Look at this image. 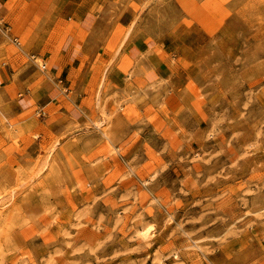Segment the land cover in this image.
Returning a JSON list of instances; mask_svg holds the SVG:
<instances>
[{
  "label": "rangeland",
  "instance_id": "1",
  "mask_svg": "<svg viewBox=\"0 0 264 264\" xmlns=\"http://www.w3.org/2000/svg\"><path fill=\"white\" fill-rule=\"evenodd\" d=\"M29 2L0 0V60L54 87L10 29ZM94 2L98 49L152 31L158 55L107 66L115 80L92 77L81 111L64 96L44 132L43 111L17 112L23 83L0 86V264H264V0ZM60 9L34 10L51 25Z\"/></svg>",
  "mask_w": 264,
  "mask_h": 264
},
{
  "label": "crops",
  "instance_id": "2",
  "mask_svg": "<svg viewBox=\"0 0 264 264\" xmlns=\"http://www.w3.org/2000/svg\"><path fill=\"white\" fill-rule=\"evenodd\" d=\"M13 0H5L6 3H10ZM44 0H30L28 7L29 10L25 8L17 9L12 14H8L10 17V29L19 35L23 33L32 34L33 43L30 44V50L36 51L37 54H43L44 59H50L53 61L52 66V77L54 78V87L47 83L43 77L29 76L30 73L25 74L24 72H19L20 68L24 66V63L20 59L15 58L12 60L2 61L0 60V86L3 83H7L10 88H15L19 91L20 87L23 86L27 92L26 96L20 93L21 100L16 102L17 112L22 113L24 110L29 115H35V111H43V120L45 125L40 126L43 128L44 132L46 129L48 131L49 125L46 123L49 119L52 121L57 120L58 114L68 107L69 105L65 103L63 97L71 96L74 93V89H77V104L72 105L74 109L72 111H81L79 106L83 100L86 99L90 102L92 97H90L89 89L91 78L94 80H105L112 78V73L103 72L107 66H117L120 74H114V76H121V68L123 66H128L127 64L136 65V60H138V65L147 64L148 62L143 59L141 51L145 48L153 50L158 55V34L155 32H147L150 34V40L147 39L148 36H144V32L138 35L137 41L134 43L125 40L118 47V52L113 57L111 49L103 48L98 49L96 45V38L98 35L102 36V29L95 27L96 18H98V12L94 8H89L88 6H83L82 2L84 0H57L60 1L63 9L56 11V17L54 24L48 25L44 14L40 13L36 15L37 6L41 7V3ZM88 3L94 0H86ZM101 0L92 3V5L101 6ZM104 5V3H103ZM39 16L40 20L36 22L34 19ZM104 28V27H103ZM37 34V35H36ZM131 34V33H130ZM104 35L106 31L104 30ZM97 36V37H96ZM2 37H0L1 40ZM121 38L114 34L110 37V40L118 42ZM28 40V39H27ZM26 39L21 41L25 44ZM103 40V39H101ZM128 50V51H127ZM99 52L97 60L94 59L93 62L90 59L95 52ZM9 55V52H7ZM148 59V58H146ZM91 60V61H90ZM137 65V66H138ZM96 67L95 71L93 69L85 73L86 68ZM104 66V70L98 71V67ZM81 67V69H80ZM140 71V69H137ZM123 75V74H122ZM17 78L22 86H12L11 78ZM83 76V78H82ZM103 77V79H102ZM147 77V75H146ZM62 83L66 86V93L63 92L62 88L58 86V83ZM12 86V87H11ZM108 93H100L98 98L99 104H104V98L108 96ZM111 93V92H110ZM103 98V99H102ZM101 100V101H100ZM112 104L110 101L105 103V109H111ZM48 114H50L48 118ZM43 132L42 135H43Z\"/></svg>",
  "mask_w": 264,
  "mask_h": 264
}]
</instances>
